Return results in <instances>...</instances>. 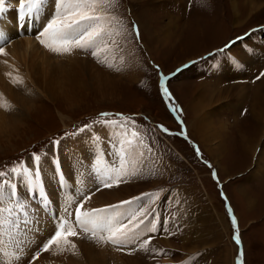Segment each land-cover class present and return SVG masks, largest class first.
Here are the masks:
<instances>
[{"label":"rangeland","instance_id":"rangeland-1","mask_svg":"<svg viewBox=\"0 0 264 264\" xmlns=\"http://www.w3.org/2000/svg\"><path fill=\"white\" fill-rule=\"evenodd\" d=\"M251 1L204 0L202 3L201 0H193V2L191 0H115L107 10L122 19L119 23L114 22V34L109 46L97 57L92 56L88 51L75 48L74 55L66 53L64 57L43 45V52L50 55L49 58L61 60L67 57L65 61L77 60L78 62L70 66L75 72L73 78L77 77L78 80H68L72 77L68 75L69 77H61L68 80L67 84L66 81H63V85L47 84L48 76L42 75L41 72L36 77L31 74V79H34L31 81L26 73L22 77L24 71L20 73L24 84L13 83L12 77L7 78L12 88L21 85L20 96L26 99L24 106L17 104V107L14 102L12 103L15 105L14 111L20 112L17 113L19 116L8 117L0 128V169L15 164L18 160L28 159L32 151L47 148L50 141L64 137L65 133H71L75 128L83 127L85 124L92 125L102 119L101 113H123L125 117H134L135 127L144 133L141 137L138 135L133 138L130 126L127 135L138 148L132 153L137 173L134 176L127 175L128 183L124 186L110 189L102 187L100 191L102 193L107 190L109 192L117 190L119 193L117 196L109 197L108 193H104L107 195L106 200L99 203L96 198L98 195L94 194L89 200L90 204H107L141 192H151V201L147 207L151 208L150 211L159 209L162 222H159L157 229L160 230L162 226V232L165 233V236L158 234L157 239L148 246L154 245L155 250L160 249L157 251L165 248L162 260L154 264L161 262L174 264L186 258L193 260L191 264H264V165L261 163V166H258L262 168L258 173L253 172V166L258 159L251 150L247 149L249 146L243 141L241 143L240 140L242 135L247 134V137L254 139L251 148L257 146V151L264 148V126H259L251 117V98L242 99L238 103L223 102L204 110L209 116H221L222 121H224L223 117H227L231 127L230 132H222L214 137L207 128L204 131L198 130V134L190 124L195 116L190 103L195 99V91L201 87V84L224 90L232 87L233 81H236L234 84L239 85L245 82H252V85H255L264 78L257 79L264 72V61H261L264 57L259 51L255 53L256 62L253 64L242 59L241 73L232 76L237 78L233 79L229 76L235 71L230 72L229 69L222 73L218 71L219 68H225L226 61L221 62V60L227 57V53L237 54L239 51L244 55L247 51L233 45L230 47L231 50L226 49L222 53L215 51L222 49L225 44L242 36L249 29L264 24V7L250 14L247 4ZM254 1L264 2V0ZM6 6L8 12L17 14V4L14 6L7 0ZM234 6L239 9L238 15L234 11ZM4 15L8 16V14ZM133 23L139 25L140 42L130 38L125 39L121 35L125 32V25L131 31ZM263 31L264 28L261 34H254L253 37L261 39L264 43ZM19 34L23 35L21 32ZM12 41L14 40L10 39L3 43L5 50ZM209 53L212 55L207 56ZM196 59L199 60L195 64L189 62ZM188 62L192 64L191 67L175 76L172 75ZM108 64L112 67H108ZM156 65H159V71ZM248 68L254 69L247 71ZM17 70L16 68L15 71ZM54 75L50 76V79H54ZM163 77L168 79L163 80ZM47 86L52 91L55 90L52 93L48 92ZM164 86L174 98L171 103L162 95ZM46 93L48 96H45ZM173 106L176 111L171 110ZM230 108L233 110H229ZM235 116H238V120ZM16 117L20 119H15ZM181 120L183 124L180 123ZM219 122L221 121L216 120V123ZM158 125L169 129L171 134L164 133L157 127ZM101 129L90 128L89 132L81 133L79 137L64 140L61 145V155L70 156L71 152L77 149L83 151L88 141L83 138L89 135L92 137L103 135L102 132L98 134ZM113 130L110 132L118 138L116 131ZM104 136L106 137L107 134ZM200 138L205 140L208 147L200 142ZM216 142H220L223 147L220 157L217 158L218 164L208 153ZM197 146L202 156L197 155ZM124 148L127 153L133 151L127 144ZM149 148L151 151L148 150ZM139 151L144 153L143 156H139ZM111 157V160L117 159L115 156ZM203 161H208V164ZM107 165L112 164L107 162ZM131 166L133 162L128 160L129 172L132 171ZM48 169L45 166L44 171L47 176ZM214 172L216 176L213 175ZM81 176L87 179L86 184L91 180L94 182V184L92 181L89 183L91 187L85 189L87 191L85 194L95 193L96 180L87 172ZM52 182L55 183V179H52ZM171 187H176L172 188L174 193L171 192ZM50 191L55 193L53 190ZM52 196L55 197L52 201L56 202L57 196L55 194ZM159 201L164 205L156 207ZM64 202V195L61 194L58 203L49 204L48 209L54 205H57V209L61 208ZM143 207L145 205L141 206ZM149 208L146 210L149 211ZM170 214H172L171 221H167V216ZM233 216L236 218V223H233ZM158 217L160 216L156 214L155 220ZM196 217L198 220H194ZM73 219L74 217L71 218L74 225ZM190 223L194 225V235L197 237L199 234L200 239L203 235L204 240L194 238L195 243L188 245L183 240L185 235L182 228L184 227L188 232L186 227ZM78 230L80 229L77 227L76 231ZM149 234L146 231L143 239ZM237 235L240 243L235 240ZM78 238L77 236L71 240L78 244ZM1 240L0 249L4 252L5 240L2 237ZM167 240L173 242L175 248L167 245ZM89 243L103 250H111L114 246L110 243H98L95 240ZM53 246L56 245L51 247ZM128 253V248H124L118 250L119 257L107 254L103 258V263L133 264L131 259H127L129 257H133L135 261L140 260L141 264H150V261L157 260L156 256H153L156 253L154 250L151 253L145 252L148 255L142 250ZM1 254L3 253L0 250V256ZM71 254L73 249L61 243L51 257L47 254L42 262L32 264H80L81 257ZM55 258L62 261L55 263L53 262ZM26 261L25 259L24 263Z\"/></svg>","mask_w":264,"mask_h":264},{"label":"snow or ice","instance_id":"snow-or-ice-1","mask_svg":"<svg viewBox=\"0 0 264 264\" xmlns=\"http://www.w3.org/2000/svg\"><path fill=\"white\" fill-rule=\"evenodd\" d=\"M114 2L115 0H54V12L38 32L36 39L54 53H70L75 48L88 51L92 56L97 57L109 46V41L114 34V22L119 23V20L122 19L107 10ZM201 2L203 3L204 0ZM6 3L7 0H0V19L9 10ZM47 3L48 0H19V6L16 9L18 21L32 22L40 16ZM121 35L125 39L141 41L139 25L135 23L131 25V31L125 25V32ZM239 39L241 37H237V40ZM4 42L6 41L0 34V54L7 55L2 46ZM112 42L115 43V41ZM234 43L235 41H230L217 51L222 53L226 49H230ZM191 63H195V61ZM107 66L112 67L111 64ZM189 66V64H185L183 68ZM156 68L159 71V65H156ZM182 70L177 69L172 75L175 76ZM261 77H264V72L257 79ZM167 79L168 77H163V80ZM12 82L23 83V80L16 78ZM162 95L167 97L170 103L174 99L166 86L162 88ZM171 110L176 111L174 106ZM100 116L102 119L95 121L92 125L85 124L83 127L75 128L71 133H65L64 137L50 141L47 148L41 151H32L28 159L18 160L11 168L0 170V234L7 231L20 241L19 249L13 255H18L19 250L29 243L23 237L17 236V233L21 229L27 231V226L32 222L30 217L34 215L33 209L58 203L61 194L65 198L63 212L66 215H57L56 231L42 245L41 251H49L52 245L59 246L61 242L64 245L70 244L71 248L75 249L77 246L72 242L71 237L79 235L76 231L77 227L85 234H90L93 239L98 238L100 242L116 246L117 250L129 248L128 254L138 250L150 251L148 246L154 237L149 236L147 239H143V235L146 231L149 233L157 231V226L153 223L156 219L155 210L147 211L144 208L129 206L134 201L150 197L151 194L145 193L141 197L121 201L117 205L85 209L84 204L91 196L85 195L79 190L78 178L85 172L96 180V191H100L101 187L109 189L118 187L123 182V177L129 175L124 145L131 146L132 141L126 138L121 139L117 145L113 140V132H108L105 138L89 135L83 151L77 149L70 156L61 155V145L64 140L79 137L81 133L89 132L90 128L94 130L96 127H100L106 131L114 129L117 135L127 137L129 126L135 128L136 125L134 117H125L123 113L109 114L105 112ZM180 123L183 124V121L181 120ZM157 127L161 128L164 133L171 134L169 129L163 125ZM138 135V131H131L133 138ZM140 143L142 144L143 141ZM101 144L108 145L110 149L108 155L118 156L119 167L114 165L103 168L96 166V161L104 155ZM112 149L115 151H111ZM148 150L151 151V148ZM196 152L198 156H202L198 146ZM143 154L140 152L139 156H143ZM203 162L208 164V161ZM45 166L51 170L55 183L47 177L44 171ZM136 173L137 169L133 163L131 174L136 175ZM213 175L216 176V173L214 172ZM50 186L55 190V195L58 198L56 202L51 199L53 192L49 190ZM74 189L79 196L83 197L78 203L76 197L69 195ZM34 199H39L40 205L34 204ZM73 203H77L74 210L72 209ZM73 211L75 227L71 220ZM232 219L233 223H236L235 216ZM235 240L240 243L239 235L235 237ZM63 250L61 249V251ZM40 255L41 252L35 253L33 260L38 259Z\"/></svg>","mask_w":264,"mask_h":264},{"label":"bare ground","instance_id":"bare-ground-1","mask_svg":"<svg viewBox=\"0 0 264 264\" xmlns=\"http://www.w3.org/2000/svg\"><path fill=\"white\" fill-rule=\"evenodd\" d=\"M9 3L12 5L14 4V6H16V4H17L14 1H9ZM233 4H234V2H233ZM247 5L249 6L248 11H250V14H253L255 11L261 10L264 7V2L257 3L254 0H252ZM234 11L237 15L239 14V9L237 8V6H234ZM10 13L12 14L13 12L11 11ZM11 20H12V17L9 14L7 17L4 15L3 18L0 19V24L1 25L7 24ZM43 24H45V23H41L40 25H43ZM33 26H34L33 21L28 23V30L30 32L34 31ZM23 30H25V32ZM29 31H28V33H29ZM5 32L7 33L8 31L5 30ZM22 32L27 33V30L25 28H22ZM31 33H29V34H31ZM263 34H264V31H263ZM16 35L19 37L18 33H16ZM21 37H22V40L21 39L17 40V41L14 40L11 42V44L9 46L6 47V48H8L5 50L7 52V55L0 54V128H2L4 120L7 119L8 117L19 116V114H17V113H20V112L14 111L15 107L13 108V106H15V105L17 106V104H21V105L23 104V106H24L25 105V99H26V97L24 99L23 97L20 96V94L22 93V91L19 89L21 87V85L18 87L15 86L14 88H12V85L9 83L10 81L7 79L8 77H12L13 79L22 78L23 75H25V73H26V75L28 77L30 76V79H31V74L35 75V77H36L41 72L42 75H44V76L46 75V76H48L49 80H52V81L47 80L48 82L45 81V82H47V84L57 83V84L63 85V81L65 82L66 80L61 79V77L68 76V75L72 76L68 80H72V81L75 79L78 80L77 77L73 78L75 76V74H74L75 72H73L71 70V66H70V65H73L74 63L78 62L77 60L70 59L72 61L71 62V61H65L64 60L67 57L64 59H61V60L52 59L51 57L49 58L50 55L43 52V45L41 43L39 45L37 43V41H34L32 39L33 34H31V36H29L28 39L26 36L23 37V35ZM8 38H10V37H7V41H10L11 38L10 39H8ZM254 38L255 37H252V39H254ZM73 50H75V49H73ZM255 52H257V51H255ZM75 53H76V50L73 52H70L68 54H70L72 56ZM62 56L65 57L66 53L62 54ZM65 63H67V64H65ZM16 68L18 69L17 71H15ZM11 69H14V70H11ZM21 71H24V74H22V77L20 74ZM9 74H11V75H9ZM52 75H54V77L58 78V79H55V78L50 79V76H52ZM233 75L235 76V72L233 74H230L229 76L232 77ZM232 78L234 79L235 77H232ZM68 80L65 82L66 84H67ZM31 81H34V79L32 78ZM235 82L236 81H233L232 87H228L224 90H220L216 86L206 85V84H201V87H200V84H198L200 88L195 91V99L193 101H191L192 103H190L191 104L190 108L193 109L194 113H195V116L192 118V123H190L191 128L194 129L198 134H199L198 130L204 131L207 128L209 129L208 132L211 133L210 135H213L214 137H215V135L218 136V134H221L222 132H230L231 127L229 126L230 123H229V119L227 117H223L224 121H222L221 116H219V115H216V116L210 115L209 116L207 114V112L204 110H206L207 107H210L213 105L214 106L219 105L223 102L238 103V101H240L242 99H248L249 97L251 98V105H252L251 117H252L253 121H255L257 124H259V126H262V127L264 126V79L261 80L256 87H252V86L248 85L246 82L241 84V85L234 84ZM19 84H21V83H19ZM48 87L49 86H47V88ZM64 89H66V88L64 87ZM53 91L50 88H48V92L52 93ZM45 96H48V93H46ZM13 102L15 105L12 104ZM235 108H236V105L234 106V109ZM229 110H233V109L230 108ZM236 110L238 111V109H236ZM5 114H7V115H5ZM4 115H5V117L3 119ZM235 117H236V120H238L237 119L238 116H235ZM15 119H20V118L16 117ZM216 120H220L221 121V122H219L220 124L216 123ZM244 137H246V138L244 139ZM200 140H201L200 142H202L204 144V146H207L206 145L207 143L205 142V140L203 138L202 139L200 138ZM240 140H241V143L244 142L245 145L249 146V148H247V149L251 150V152L254 154V156L256 155V158L258 159V161L255 162V165H254L255 167L253 166V168L255 169V173H258L260 171V169H262V168H258V166H261V163H262V165H264L263 164L264 163V148H262L261 151H259V150L257 151V149H258L257 146H254L253 148H251L254 145L252 143V142H254L253 141L254 139L247 137V134L242 135V139H240ZM206 141H208V140H206ZM223 145H224V143H223ZM224 147H225V145H224ZM222 148L223 147H221L220 142L219 143L216 142L213 144L212 150L208 152V153H210L212 160L216 164H218L217 158L220 157ZM242 149L244 150L243 147H242ZM47 177L54 179L53 174H52L50 169H48V176ZM86 177H88V176H86ZM86 181H87V179L82 178V176H80L78 178L80 190L83 189L85 191L86 188L91 187V184H89V183H91L92 180L89 181L88 184H86ZM93 184H94V182H93ZM49 190H53L55 192V190L51 186H50ZM85 192H87V191H85ZM104 193H108L107 195L109 197L111 195L117 196V194H119L117 192V190L112 191V192L111 191L109 192V190L104 191L101 194H98V196L96 197L97 201L99 203L105 202V200H106L105 198L107 195H105ZM89 207H91V206H89ZM50 209H52V208H50ZM50 209H48V211L50 213H52V210H50ZM33 212H35V211H33ZM198 235H197V237L195 236V239L197 238L199 240H201V239L204 240L203 235H201L202 236L201 239H200V236L198 237ZM0 236H1V234H0ZM88 236L90 239L89 238H82V239L78 238L81 244L79 243L78 239L77 240L75 239L76 241H78V244H76L77 247L75 249H73V254H71V255H77L76 257H81L82 261L80 264H104L103 258H105V256L107 254H114L115 256L119 257L118 250H117L116 246H113V248L111 250H108V249L103 250L100 247L89 243V242L94 241V240L99 243L100 241L98 240V238L93 239L90 235H88ZM1 237L6 241L4 234H2ZM1 237H0V240H1ZM7 238L13 240L12 237L10 238L8 236ZM159 240H158V242H159ZM15 241H17V239H15ZM166 243H167V245L174 246L172 248H175V244L173 242H171V241L168 242V240H167ZM186 243L188 245L193 244V243H189V242H186ZM102 246H104V244H102ZM155 248L156 247H154V245H152V247L150 246L149 252L151 253L152 250L156 251ZM95 249H98L99 251L97 252ZM0 250H1V253H3L2 249H0ZM157 250H160V249H157ZM175 250H177V249H175ZM128 251H130L129 248H128ZM144 253H145V251H144ZM124 254H126V253L124 252ZM1 255L2 256H0V258H2V261H0V264H17L18 262H20V260L18 259V257L16 255H13L14 257L11 258L14 262L9 261L8 257L3 258V254H1ZM145 255H148V254L145 253ZM52 257H54V256H52ZM3 259H4V261H3ZM127 259H129V260L131 259L133 264H141L140 260L135 261L133 259V257H129ZM88 260H89V263H87ZM225 264H227V263H225Z\"/></svg>","mask_w":264,"mask_h":264},{"label":"crops","instance_id":"crops-1","mask_svg":"<svg viewBox=\"0 0 264 264\" xmlns=\"http://www.w3.org/2000/svg\"><path fill=\"white\" fill-rule=\"evenodd\" d=\"M247 46H248V53L244 54V55H242L240 53L241 55H239V56H240L241 59L245 60L246 62L252 63V64L255 63L256 62V57H255V53L256 52L255 51H259V54L262 55V57H264V43H263V41L261 39L254 38V39L251 40V42ZM233 47H237L238 48V47H240V45H239V43H236V44L233 45ZM261 61H264V58L263 59L261 58ZM253 69L254 68H248V70L247 69L246 70L247 71H249V70L252 71ZM235 78H237V77H235ZM247 84L252 86V87H256L258 85L257 83H256L257 85L256 84L252 85V82H248ZM253 170H254L253 172L255 173V169L254 168H253ZM195 219L198 220L197 217L194 218V220ZM193 226L194 225H192L190 223L186 227L188 232L185 231L184 227L182 228V231H184V235H185L183 240H185V242L195 243V239H194L195 235H194V232H193L194 231L193 230Z\"/></svg>","mask_w":264,"mask_h":264}]
</instances>
